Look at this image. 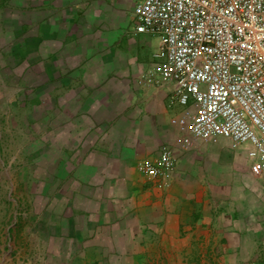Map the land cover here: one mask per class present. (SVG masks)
I'll return each mask as SVG.
<instances>
[{
  "label": "crops",
  "instance_id": "crops-1",
  "mask_svg": "<svg viewBox=\"0 0 264 264\" xmlns=\"http://www.w3.org/2000/svg\"><path fill=\"white\" fill-rule=\"evenodd\" d=\"M134 7L0 0V229L13 260L188 264L201 246L205 261L264 264V175L245 147L193 136L197 106L172 87L138 84L158 49ZM165 149L177 167L161 187L141 169Z\"/></svg>",
  "mask_w": 264,
  "mask_h": 264
},
{
  "label": "built area",
  "instance_id": "built-area-1",
  "mask_svg": "<svg viewBox=\"0 0 264 264\" xmlns=\"http://www.w3.org/2000/svg\"><path fill=\"white\" fill-rule=\"evenodd\" d=\"M136 31L158 39L143 88H173L197 106L190 132L246 148L264 175V0H134ZM177 158L165 149L141 171L169 186Z\"/></svg>",
  "mask_w": 264,
  "mask_h": 264
},
{
  "label": "rangeland",
  "instance_id": "rangeland-1",
  "mask_svg": "<svg viewBox=\"0 0 264 264\" xmlns=\"http://www.w3.org/2000/svg\"><path fill=\"white\" fill-rule=\"evenodd\" d=\"M154 47L153 49H158V39L155 38L154 39ZM157 43V44H156ZM7 199V198H5ZM12 198H8L7 202L9 203V201ZM7 204V203H6ZM12 209H10V212H7L6 217L10 216V221H12V213H11ZM0 237H4V241L0 240V264H19L18 261L13 260L14 258V244H13V236L11 234V232L6 229H0ZM18 246V244H17ZM23 247V244H22ZM24 247L28 250V244L24 245ZM197 255L195 257H192V259L190 260V262H184V263H188V264H219V262L217 261H210L204 260V254L202 251H204V249L202 250L201 246H197ZM24 252V251H23ZM25 253V252H24ZM27 258V256H26ZM20 264H28V260H25L23 262H20ZM165 264H174L173 262H169L166 261Z\"/></svg>",
  "mask_w": 264,
  "mask_h": 264
}]
</instances>
